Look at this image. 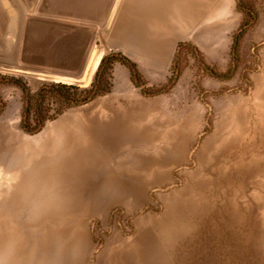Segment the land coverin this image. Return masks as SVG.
<instances>
[{
    "label": "rangeland",
    "instance_id": "rangeland-1",
    "mask_svg": "<svg viewBox=\"0 0 264 264\" xmlns=\"http://www.w3.org/2000/svg\"><path fill=\"white\" fill-rule=\"evenodd\" d=\"M247 1L257 21L242 40L238 62L231 45L244 14L235 0L234 8L223 10L228 20L220 54L210 47L214 29L208 27L199 46L180 42L184 47L178 52L176 46L164 71L137 68L143 88L115 63L106 95L66 108L56 90L50 91L42 103L47 120L33 133L22 123L37 128V93L56 84L90 88L96 70L90 72L89 63L75 80L54 70L24 69L16 60L0 61V177H15L2 161L23 155L19 147L32 148L27 152L45 147L52 165L56 141L60 153L69 151L67 133L74 149H91L100 157L83 179L62 175L57 182L53 166L45 174L57 182L48 201L57 189L64 202H77L74 213L61 217L56 253L52 242L58 232H47V251L53 246L47 264H264V0ZM59 5L37 0L33 15L70 22L87 17ZM92 16L101 19L102 10ZM106 25L96 28L90 62L110 54L125 57L108 40ZM7 78L22 80L26 93ZM28 96L34 98L26 114ZM111 132L120 143L104 147L102 135ZM8 146L15 150L4 152ZM18 219L33 242L38 232L27 231V217ZM37 259L34 253L30 264Z\"/></svg>",
    "mask_w": 264,
    "mask_h": 264
},
{
    "label": "crops",
    "instance_id": "crops-1",
    "mask_svg": "<svg viewBox=\"0 0 264 264\" xmlns=\"http://www.w3.org/2000/svg\"><path fill=\"white\" fill-rule=\"evenodd\" d=\"M59 1V6L63 9L76 10L75 12H83L87 15L84 19H73L75 22L97 24L96 28L101 24H107L106 27L103 26V30L107 31L110 43L118 48L122 55L134 62L142 73L147 70L145 66H151L150 69L160 72L167 69L172 62L176 46L180 42H194L199 46L197 41L207 40L205 35L208 27L214 29V36L208 39L213 42L210 47H213L216 55L220 54L217 49L222 48L223 26L228 20L224 17L223 10L226 6L235 7V0ZM94 10H102V16L99 17L102 20L95 21V18L91 17ZM69 57L72 56L64 53L58 56L48 52L38 55L32 48L27 51L29 61H41L48 65L57 64L66 68L72 67L71 61H65ZM90 59L89 55L83 71L88 67ZM35 71L54 73L46 68ZM80 77L82 76L75 80ZM102 136H105L102 137L104 147L120 143V137L112 132ZM9 149L14 148L8 146L4 152ZM17 149L23 153L21 155L23 160H20L21 156L14 157L13 154L8 161L4 159L2 161L4 166L7 165L5 169L15 170V177L13 176L12 179L0 177V264H30L34 253L38 254L37 264H47L48 255L52 254L53 247L51 245L50 252L47 251V232H58L59 236L55 242H52L55 243L56 253V242L60 240L61 228H58V225L62 221L61 217L64 213L72 211L74 213V209H77V202L75 205L72 201V203L64 202L62 193L57 189L54 195H49L48 201L47 192L57 186L58 181H47L44 176L51 166L47 163L45 147L42 150L31 152H27L32 149L29 147ZM73 149L70 153H60V159H65L63 161L66 162L74 157L73 160L77 164L79 151L75 149L74 152ZM34 152H39V155L32 154ZM88 154L91 155L90 152ZM90 155L88 158L91 157ZM49 162L51 163L50 159ZM13 179L14 183L9 182ZM66 207L71 210H65ZM48 216L50 220L47 219ZM58 216L60 219H57ZM19 217H27L25 225L28 232H38L33 242L24 236L26 229L20 224ZM56 220V225L49 228L50 222Z\"/></svg>",
    "mask_w": 264,
    "mask_h": 264
},
{
    "label": "water",
    "instance_id": "water-1",
    "mask_svg": "<svg viewBox=\"0 0 264 264\" xmlns=\"http://www.w3.org/2000/svg\"><path fill=\"white\" fill-rule=\"evenodd\" d=\"M37 0H0V61L16 60L24 69L49 68L57 74L77 78L83 72L96 35L92 25L33 15ZM29 48L36 54H67L72 67L32 62Z\"/></svg>",
    "mask_w": 264,
    "mask_h": 264
},
{
    "label": "trees",
    "instance_id": "trees-1",
    "mask_svg": "<svg viewBox=\"0 0 264 264\" xmlns=\"http://www.w3.org/2000/svg\"><path fill=\"white\" fill-rule=\"evenodd\" d=\"M236 1H237V9L244 14V19L240 23L237 32L232 37V45H231L232 59L233 61L238 62L237 59L239 57L242 40L247 30L251 27L252 24H254L257 21L256 19L257 17L255 18V13L253 12V6L249 1L247 0H236ZM183 45L184 44H178L177 46L178 52L181 51V49L184 47ZM115 63H120L129 70L131 81L133 82L136 88H143L145 86V82L134 63H132L127 58L122 57L118 54L106 55L103 58H101V60L99 61V64L96 68L94 81L92 82L90 88L80 89L79 87L73 85L67 86L63 84H56V85H50L48 90H46V88L41 89L36 95L37 100H39L41 103L39 104L40 111L38 112V114L40 116H39L37 128H31L29 125H27V122L23 121L22 125L24 130L28 133H33L46 122L47 120L46 116H41V113L44 112L42 108V103L49 95L48 93L50 91H53L54 89L59 95V99L62 100L67 105L66 108L85 104L96 97L108 94L111 90L109 78ZM226 74L222 75V77L225 78ZM0 79H4V78L0 76ZM8 81L12 85L19 87L22 90V92L26 93L27 88L23 84L22 80L16 78H9ZM149 91H150L149 94L154 93L151 90ZM28 97H29L28 103L30 104V106L29 105L26 106L25 108L26 114H28L31 111V107H32L31 103L34 98V97L32 98L31 96ZM27 119H29V116H27Z\"/></svg>",
    "mask_w": 264,
    "mask_h": 264
},
{
    "label": "bare ground",
    "instance_id": "bare-ground-1",
    "mask_svg": "<svg viewBox=\"0 0 264 264\" xmlns=\"http://www.w3.org/2000/svg\"><path fill=\"white\" fill-rule=\"evenodd\" d=\"M99 61H100V56H97L96 58H94L93 59V61H91L90 62V65H89V70H90V72H94L95 70H96V68H97V66H98V64H99ZM47 78H50V76L48 77L47 76ZM66 127V126H65ZM67 128V127H66ZM65 128V129H66ZM64 135V134H63ZM69 135V133H67L66 135H65V144H66V148L69 150L68 151V153H70V151H72L71 149H73V147H75L74 146V143H73V141L72 140H70V138H71V136L69 137L68 136ZM103 137H105V136H103ZM64 138V137H63ZM109 138V137H108ZM104 140H106V139H104ZM57 142L58 141H56L55 143H54V150H53V156H52V158L54 157L55 159H54V163H52V165L51 166H53V168L51 169V171H53V173H54V176L52 175V177H55L56 179H57V181H61V180H63L65 177H73V176H77L78 177V174L81 176V178L83 179V178H86L87 177V175L91 172V170L92 169H94V167L96 166V164L98 163V161H99V159H98V157L97 156H95L94 154H92V153H94V152H92L93 150H91V149H88L87 151H84V152H82V151H79V152H81L82 153V155L83 156H81V154H80V159L82 158V160H78L77 161V164H76V162L73 160V158L72 157H70V158H72V160L71 159H69V157H67L69 160L68 161H63V160H65V159H63V160H61L60 158H58V157H60V152L61 151H59V149H61V147L59 148V144H57ZM105 142H107V141H105ZM109 142V141H108ZM108 144V143H107ZM63 148V147H62ZM98 149L100 148V147H97ZM80 149V148H79ZM66 150V149H65ZM75 149H73V151H74ZM67 151V150H66ZM75 152V151H74ZM91 153V155L90 154H88V153ZM72 154V153H71ZM74 154V153H73ZM77 154V153H76ZM75 155V154H74ZM88 155H90L91 157L90 158H88ZM66 156V155H65ZM69 156V155H68ZM70 156H72V155H70ZM78 156V155H77ZM51 158V159H52ZM63 158V157H62ZM65 158V157H64ZM77 158V157H76ZM100 158V157H99ZM77 159H79V158H77ZM80 163H82L81 165H80ZM77 165V166H76ZM78 169H77V168ZM90 170H89V169ZM88 170V171H87ZM75 174H74V173ZM48 173H49V171H48ZM60 174H61V176H60ZM51 175V174H50ZM62 175H63V179H61L60 180V178H62ZM45 176V175H44ZM46 176H49V175H46ZM75 176V177H76ZM80 176H79V178H80ZM50 177V176H49ZM51 179V178H50ZM49 179V180H50ZM53 179V178H52ZM55 179V180H56ZM54 182V181H53ZM56 182V181H55ZM51 233V232H50ZM53 233V232H52ZM51 235V234H50ZM56 238V237H55ZM54 241H56V240H54ZM47 244V243H46ZM52 245V244H51Z\"/></svg>",
    "mask_w": 264,
    "mask_h": 264
},
{
    "label": "built area",
    "instance_id": "built-area-1",
    "mask_svg": "<svg viewBox=\"0 0 264 264\" xmlns=\"http://www.w3.org/2000/svg\"><path fill=\"white\" fill-rule=\"evenodd\" d=\"M59 79H62V78H59ZM65 79H66V78H65ZM58 82H59V81H58ZM58 82H57V83H58Z\"/></svg>",
    "mask_w": 264,
    "mask_h": 264
}]
</instances>
